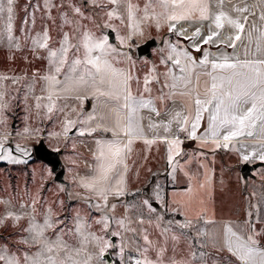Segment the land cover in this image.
I'll return each instance as SVG.
<instances>
[{
  "label": "snow or ice",
  "instance_id": "1",
  "mask_svg": "<svg viewBox=\"0 0 264 264\" xmlns=\"http://www.w3.org/2000/svg\"><path fill=\"white\" fill-rule=\"evenodd\" d=\"M16 8V0H0V44L19 49L23 43L30 47L34 58L46 60L48 65L47 71L33 73L31 81L24 85L25 101L31 95L37 114L43 110L48 120L59 122L65 138L73 130L74 135L92 137L94 149L87 174L74 172L72 176L74 185L87 193L74 195L84 200L88 209L73 210L61 218L51 208L38 213L33 199L21 205L18 212L0 214V227L10 222L9 226L16 228L27 218V226L15 233L18 240L0 238V264H105V254L117 248L124 264H264V195L239 224L227 221L209 232L200 223L216 221L204 219L206 213L202 210L195 224L187 216L166 221L162 240L157 241L149 238L147 228L138 231L133 227L130 217L117 218V205L110 202L126 195L129 161L137 141L148 146L157 142L168 145L167 160L171 165L182 152L179 133L196 139L203 124L204 143L211 138L215 148L231 147L245 162L255 158L264 161V0H144L142 5L138 0H30V6L23 9L19 30L15 25ZM38 11L40 31H36ZM117 21L123 35L114 23ZM49 23L58 29L55 38ZM152 26L157 30L167 27L173 39L165 41L159 50L160 64L166 70L157 72L153 65L141 89L140 78L131 67L117 65L128 61L134 67L131 47H139L136 41ZM108 30L116 33L118 44L110 42ZM211 47L219 55L213 54ZM190 49L201 53V57H194ZM23 79L0 74V85L6 80L17 85ZM37 83L39 95H35ZM133 83L137 85L135 92ZM153 83L159 86L158 96L152 95ZM177 93L190 97L191 104L179 111L166 110L167 121L154 120L153 116H161L157 101L172 100ZM5 94L0 87V124L8 106ZM90 98L97 103L84 113L83 103ZM145 110L150 113L148 117L142 114ZM29 132L25 127L24 133ZM105 134H111V138H105ZM254 136L260 141L258 145L240 143L236 147L230 143ZM7 142V135L0 138V153H7L0 154V159L16 162L13 148L5 147ZM249 147L251 152L245 154ZM15 151L30 155L29 149L18 143ZM152 192V199L163 203L161 185L156 184ZM141 203L149 212L156 211L148 199ZM171 210L180 212L181 208ZM92 211L99 214L98 219L90 215ZM161 221L163 216L157 215V228ZM135 223L143 226L145 221L140 216ZM190 231L195 235L188 247L195 250L188 253L187 259H176L177 243L181 237L187 239ZM122 232L131 234L128 249ZM115 237H120L119 245ZM169 241L173 255L166 262Z\"/></svg>",
  "mask_w": 264,
  "mask_h": 264
},
{
  "label": "rangeland",
  "instance_id": "2",
  "mask_svg": "<svg viewBox=\"0 0 264 264\" xmlns=\"http://www.w3.org/2000/svg\"><path fill=\"white\" fill-rule=\"evenodd\" d=\"M142 5L144 0H138ZM17 19L15 21L16 29L19 30L20 23L24 17V7L30 6V0H16ZM40 12H37L36 31H40ZM45 23L48 21L45 19ZM85 23H88L85 21ZM97 23H102V20L97 19ZM121 35L124 34L119 22H114ZM89 27L93 25L89 24ZM51 34L53 38L56 37L58 29L49 23ZM167 27H162L157 30L154 26L145 29L143 38H139L136 43L139 45L148 44L151 36L158 40L159 46L153 50V58L140 57L138 47H131L132 60L135 61L134 67H131L132 73L140 78V87H143V78L150 72L153 65H156L157 72H164L166 69L160 64L161 53L160 49L165 46V41L173 39L172 34L166 31ZM67 30V29H65ZM109 31V30H108ZM110 32V31H109ZM17 35H20L17 31ZM115 32L110 34V42L118 44L115 40ZM147 40V42H146ZM125 51L127 46H125ZM212 52V51H211ZM226 52V51H225ZM213 53V52H212ZM230 53V52H227ZM213 54L219 55L216 51ZM43 55V52H41ZM197 59L201 57V53L197 52ZM48 65L46 60L34 58L30 47H26L23 43L19 49H9L5 44H0V74L7 76H23L24 79L19 84L13 85L11 81H3L0 87L5 91L4 100L7 103V108L4 110L2 117L3 123L0 124V138L7 135L8 142L5 147H12V155L16 158V162L11 159H0V201H7L9 203H0V214L5 211H20L21 205H28L35 199L37 201V212H43L47 208H51L55 215L61 218L68 215L73 210L85 211L88 209V204L84 200H80L74 194L80 192L82 195H87L82 189L77 188L72 176L74 172H79L80 175L85 172L86 166H80V161L86 163L91 160L92 148L88 150L89 157H86L83 150L80 148H72L70 155L64 157V151L70 150V145L66 139L57 138H37L16 136L19 133L23 135L33 133H54L62 131L59 122L53 123L44 116V111L37 110L34 107V100L31 95L25 101V87L24 85L31 81L33 73L43 74L47 71ZM134 92L137 85L133 83ZM158 85L153 83L151 85L152 95L158 96ZM40 94V84L37 83L35 95ZM181 96L179 93L172 97V100H165L162 104L167 106L175 102V106L179 105L183 100L186 104H191V98ZM184 98L186 99L184 101ZM188 99V100H187ZM27 117V118H26ZM30 129L29 133H24V128ZM205 125L202 124L200 133L202 134ZM38 130V131H37ZM182 134V133H180ZM184 137H186L185 134ZM50 138V139H49ZM66 142V143H65ZM194 142V143H193ZM191 141L186 146L183 153V161L178 160L175 173H170L168 176H157L153 180L147 178H140L134 181V170L138 164L139 154L137 149L142 145L137 142L133 145V153L129 163L131 170L129 172V182L126 195L118 200H112L111 203H116L117 207L114 210V215L117 218L130 217L133 221L132 226L139 231L141 227L147 228L149 238L153 241L162 240L161 230L166 226L168 220H183L185 216L193 219L196 223L195 217L203 210L206 214L204 219L214 220L216 224L204 225L200 223V227H207L209 232L215 228L220 227L225 221H232L239 224L252 206L257 205L264 195V161L258 158L252 159L248 162L242 160L239 152L233 148H215L214 144L204 143L203 140ZM20 144L21 147L29 149L30 155L22 156L21 152L15 151V145ZM232 145L239 147V144H244L241 140H233ZM142 144H144L142 142ZM255 145V144H245ZM41 146V153L37 152V147ZM143 147H149L143 145ZM59 149V151H56ZM251 147L245 150V154L251 152ZM18 153V155H17ZM7 155V153H0ZM202 154V155H201ZM151 156V154H150ZM75 161L73 165L72 161ZM132 161H136L133 165ZM182 161V162H181ZM156 184L161 185L163 203L152 199V189ZM63 186V190L61 188ZM69 193H73L70 198ZM255 193V195H253ZM148 199L156 208L155 212H149L147 206L142 205V201ZM63 202L62 204L60 202ZM203 201V203H201ZM137 205L136 208L129 207L130 205ZM187 205V207H184ZM180 207V212H173L171 209ZM90 215L99 218V214L92 211ZM157 215L163 216L160 227L155 226ZM142 216L145 224L140 226L135 223L138 217ZM152 220V224L147 221ZM10 222L0 227V238H5L7 241L15 242L20 237L15 235L21 232L23 227L27 226V218L22 219L16 228L9 226ZM259 227V225H258ZM94 230L98 231V226H94ZM23 234V233H21ZM177 234H179L177 232ZM124 242L126 249L130 248L129 238L130 233L125 234ZM194 232H189V237L186 239L181 237L177 243L176 259L181 257L187 259L188 253L195 249H189L188 245L191 243V237ZM114 242L119 245L120 237L113 238ZM172 242H168L167 257L172 256ZM116 264H124L121 261L117 249H109L108 252ZM106 253V254H107ZM105 254V255H106ZM125 252V257L128 255ZM154 258V253L150 252ZM107 256V255H106ZM105 260V259H104ZM106 264V261H105Z\"/></svg>",
  "mask_w": 264,
  "mask_h": 264
},
{
  "label": "crops",
  "instance_id": "3",
  "mask_svg": "<svg viewBox=\"0 0 264 264\" xmlns=\"http://www.w3.org/2000/svg\"><path fill=\"white\" fill-rule=\"evenodd\" d=\"M166 31H167V29H166ZM148 40L149 41H151V40H154L155 41V45H153V46L150 47L148 54H140L139 53V47L142 46L145 42L143 44L139 45V47H138L137 50H138V53H139L140 57L144 56V57H147L148 59H150V57H151V59H152L153 58L152 57L153 56V50L157 46H159L158 45L159 42L154 37V34ZM146 42H147V40H146ZM184 43L186 44L187 42L185 41ZM239 48H240V45L238 43L237 44V50H238V52H239ZM209 50L212 51L213 53L216 52V51H218L215 47H211V48H209ZM190 51H192V55L194 57H196L195 54L197 52L194 51V50H192V49H190ZM224 51L230 52V53L232 52L231 49H224ZM117 66L118 67L129 68L130 67V64H129L128 61H124L123 63H120ZM133 92H134V89H133ZM185 100L186 99L184 98V101ZM176 101H177V99L174 100V103L171 104V105H169V106H167V104H165L164 106H162L163 103H161L160 101H157L156 107L160 110L161 116L160 117H154L153 116V119L154 120H157V121H159V120H165V121H167V119L169 117H167V116L164 115V112L166 110L171 109V110L179 111L185 105H190V104L184 103L183 100H182L181 103H179V105L175 106V102ZM68 103L69 104H73L74 101H69ZM96 103L97 102L94 99H91V98L88 99V100H85L84 103H83V106H82V111L84 113H87V112L91 111L92 106L95 105ZM77 107L79 108L80 106L77 105ZM142 114L145 117H148L150 115V113L147 110L143 111ZM146 123H147V119L145 120V124ZM200 130L201 129H199L197 131V138L196 139L186 138V137H184V135H182L184 133H182V134L179 133V138L183 141V143L180 145V148L182 149V152H181V155L179 157H176V160L173 161V163L171 165L169 164V162L167 160V155H168L167 148H168V145H166L163 142H157L156 144H153V145H151L149 147H143L144 144H142V141H137L139 143L141 142V145L142 146L139 149H137L138 154H139V160H138V164H137L138 167L135 166V170H134V181H136L137 179H140V178H144V179L147 178L148 180H153L157 176H160V177H162L163 175L168 176L170 173H173L172 172V168H173L174 165L177 164L176 161L180 160V158L183 157V153L185 151L186 146L189 145L191 143V141L193 142V141H196V140H203L202 135L200 133ZM58 132H60L61 134H63L62 131H58ZM74 132H75V130H73L72 133H69L68 134L70 137L62 138V139H66L67 143L66 142L65 143L66 144L69 143V145H70L69 152L68 151L67 152L64 151V157L65 158L68 157V153L70 154V151L73 152L72 151L73 144H75V147L74 148H78L79 147L80 150H83V152L85 153L86 157H89L88 150L91 149V148L94 149L93 138L92 137H89V136L80 137L78 135H74L73 134ZM173 132H175V125H173ZM161 135H163V130L162 129H161ZM53 138L54 139H57L59 137H53ZM105 138H111V134H105ZM149 138H152L151 133H149ZM171 138H172L171 135H169V139H171ZM210 141H211V138H209L208 143H211L212 142V141L211 142ZM241 141L244 144H255V145H258L260 143V141L257 138H255V136L254 137H250V138L241 139ZM150 154H151V156H150ZM17 155H18V153H17ZM70 155H73V154L71 153ZM22 156H23V154H22ZM145 157H146V159H145ZM91 160H92L91 162L87 160L86 163H83V162L80 161V166L83 165L85 167L87 165H91L92 162H93V157L92 156H91ZM181 160L183 161V158ZM87 172H88V168L86 167L85 172L83 171V174L82 175H86ZM128 182H129V179H128ZM225 222H227V221H225Z\"/></svg>",
  "mask_w": 264,
  "mask_h": 264
},
{
  "label": "bare ground",
  "instance_id": "4",
  "mask_svg": "<svg viewBox=\"0 0 264 264\" xmlns=\"http://www.w3.org/2000/svg\"><path fill=\"white\" fill-rule=\"evenodd\" d=\"M1 136H5V135H1ZM16 136H26V137H37V138H47V137H51L53 139V137H59V138H65L63 136V134H61L60 136H54V135H50V133H31V134H26V135H23L22 133H19L18 135ZM68 137H70L68 135ZM50 139V138H49ZM105 261H106V264H116L114 259L111 258V257H108V255L104 257Z\"/></svg>",
  "mask_w": 264,
  "mask_h": 264
},
{
  "label": "water",
  "instance_id": "5",
  "mask_svg": "<svg viewBox=\"0 0 264 264\" xmlns=\"http://www.w3.org/2000/svg\"><path fill=\"white\" fill-rule=\"evenodd\" d=\"M109 33L112 34V31L110 30ZM153 45H155V41L154 40L149 41V43L147 45L143 44L142 46L139 47V53L140 54H148L150 47L153 46ZM41 148H42L41 146H38L37 147V152L39 154L43 155V153H41V152H43V151H41ZM106 255H108V257H111L109 253H107Z\"/></svg>",
  "mask_w": 264,
  "mask_h": 264
}]
</instances>
